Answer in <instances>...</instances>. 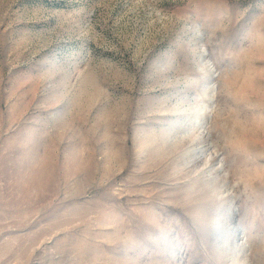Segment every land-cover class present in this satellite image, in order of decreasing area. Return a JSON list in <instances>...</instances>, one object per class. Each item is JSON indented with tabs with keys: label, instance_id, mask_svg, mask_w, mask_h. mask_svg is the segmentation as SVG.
Instances as JSON below:
<instances>
[{
	"label": "rangeland",
	"instance_id": "1",
	"mask_svg": "<svg viewBox=\"0 0 264 264\" xmlns=\"http://www.w3.org/2000/svg\"><path fill=\"white\" fill-rule=\"evenodd\" d=\"M0 264H264V0H0Z\"/></svg>",
	"mask_w": 264,
	"mask_h": 264
},
{
	"label": "bare ground",
	"instance_id": "2",
	"mask_svg": "<svg viewBox=\"0 0 264 264\" xmlns=\"http://www.w3.org/2000/svg\"><path fill=\"white\" fill-rule=\"evenodd\" d=\"M202 53H204V52H202ZM202 57V62H203V55L201 56ZM206 66H209L210 65V63L208 62V61H206V63H204Z\"/></svg>",
	"mask_w": 264,
	"mask_h": 264
}]
</instances>
